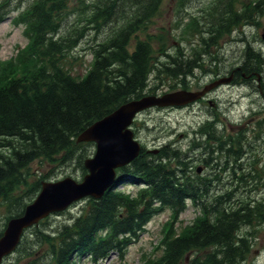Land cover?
Here are the masks:
<instances>
[{
    "label": "trees",
    "instance_id": "trees-1",
    "mask_svg": "<svg viewBox=\"0 0 264 264\" xmlns=\"http://www.w3.org/2000/svg\"><path fill=\"white\" fill-rule=\"evenodd\" d=\"M18 1L0 0V23ZM24 1L29 5L18 20L26 24L30 44L20 57V73L13 64L0 71V198L12 204L11 216L23 212L25 206L15 208L22 196L12 195L28 178L33 161L62 154L67 160L82 145L76 142L77 136L92 122L122 102L147 93L153 68L159 74L165 69L173 77L183 67L178 61L165 68L154 63L150 38L140 37L163 0H96L89 18L96 60L83 79L67 67L68 53L86 34L85 27L67 30L68 0ZM234 17L225 23L237 21ZM225 23L220 22L218 29L225 28ZM157 88L154 85L152 91ZM4 148L7 153L1 152ZM153 156L143 152L126 168L127 179L146 183L135 195L121 190L117 183L102 198L88 199L79 214L60 224L55 234L39 228L31 232L35 231L32 235L40 243L54 242L51 263L46 264H79L77 258L87 255L99 260L114 250L123 256L153 215L166 207L180 213L188 199L198 203L201 198L194 181L183 179L185 161L179 152L163 149ZM39 188L37 183L31 191ZM224 199L227 196L203 204V216L180 235L172 228L165 237V254L147 264H243L251 242L238 231L252 225L254 218L263 219V209L228 208ZM213 246L217 249L206 259L187 260L188 253ZM25 264L44 263L34 259Z\"/></svg>",
    "mask_w": 264,
    "mask_h": 264
},
{
    "label": "rangeland",
    "instance_id": "rangeland-1",
    "mask_svg": "<svg viewBox=\"0 0 264 264\" xmlns=\"http://www.w3.org/2000/svg\"><path fill=\"white\" fill-rule=\"evenodd\" d=\"M94 0H68V26L67 30H72L73 27H85V38L68 53L70 56L67 67L71 72L77 76L82 77L88 70L93 59V47H94V32L91 29V23L89 18L92 14V8L94 6ZM16 7L12 5L11 8ZM211 6V0H189L188 5H181L182 13L179 11V6L176 5V0H165L162 4L161 10L156 16H153L149 21V27L145 29L142 36L149 37L153 41L154 51V63H162L167 56L168 51H182L183 53L193 56L195 52H206V63L205 69L208 71L209 67V56L213 51L212 45L206 47L203 45L202 38H206L204 31L198 35H193V32L199 26L202 28L203 17L206 13L200 12L201 8H208ZM27 7V4H22L21 7L13 11L9 16L6 17L5 21L0 24V66L4 65L9 59H16L19 54L23 52V49L28 43L27 26L22 23L21 20L17 19L20 16V12ZM190 15H188V12ZM264 13V8H263ZM187 14V17L184 16ZM181 15V16H180ZM264 15V14H263ZM198 21V24L197 22ZM260 24L258 26L257 19L253 20L254 33L251 38L256 36V32H262L264 28V16L259 19ZM189 24V25H188ZM188 26V28H187ZM202 30V29H201ZM252 30V28L250 29ZM199 33V32H198ZM70 34V33H66ZM219 39V44H226L228 49L232 52L233 48H236L239 38L237 32H228L223 34ZM241 44H239L240 46ZM181 52V53H182ZM69 59V58H68ZM15 65H19V62L15 61ZM156 73L150 76L149 91L152 92V87L158 86L162 91L176 90L180 87L177 86L175 80H171L170 76L165 75L164 81L162 79H156ZM199 80H195L193 88L200 87L197 83ZM198 123V117L191 114L185 109H173V110H161L158 108L146 110L142 112L136 119L133 130L137 137L140 139L142 144L147 148H153L157 143V137L161 136L160 141L170 140L172 142H178L182 148L188 150V142L193 138V134L190 133L193 127L195 128ZM150 126V127H148ZM185 133L188 135L181 140L180 135ZM191 134V135H190ZM74 156L69 158L67 162L64 161L60 156L56 159H38L34 161L29 169L28 178L24 184L12 195L22 196L24 199H28L33 191L30 189L37 183L43 180H52L64 178L66 176H72L76 179H81L84 175L83 171V160L89 157L87 154V146L76 147ZM95 147L91 149L94 152ZM183 150V151H184ZM7 149H3L2 152H6ZM184 151V152H185ZM88 155V156H87ZM264 180V178L262 179ZM132 180L130 183H121L122 189H126L129 192L136 190L139 184H135ZM134 183V184H133ZM29 192V193H28ZM264 192L261 191L255 194V197L261 199L264 203ZM4 200L0 198V227H3L6 218L10 215L7 206L4 204ZM80 205L77 203L73 206V212L77 211ZM199 215V211L189 203L186 211H184L180 218L176 222L177 232L181 233L185 231L186 227L190 225L196 216ZM69 214L66 211L54 215L48 219L50 224L53 226L67 219ZM171 217V211L165 209V211L152 217L147 225V231L144 232L139 241L132 244L128 248V253L125 259H121L117 254H113L110 258L100 262L90 261L86 257L78 258L82 264H141L145 259H158L163 252L162 239L165 236L164 230L167 225V220ZM249 232V233H248ZM252 234L253 247L251 256L249 258V264L254 261L264 262V221H255V224L246 230L243 229L241 234ZM33 250L37 251V256L42 258L47 252L48 245H33ZM213 252V248L206 250H200L193 254L200 255L201 257L208 256ZM26 255L21 250L13 254L10 259L8 258L6 264H11L17 258L22 259Z\"/></svg>",
    "mask_w": 264,
    "mask_h": 264
},
{
    "label": "flooded vegetation",
    "instance_id": "flooded-vegetation-1",
    "mask_svg": "<svg viewBox=\"0 0 264 264\" xmlns=\"http://www.w3.org/2000/svg\"><path fill=\"white\" fill-rule=\"evenodd\" d=\"M231 14L232 8L229 7L227 15ZM243 37L241 48L227 52L228 49L222 47L220 53L210 59V73L200 76L203 85L217 81H221V85L184 107L198 116L211 114L214 122L219 119L216 128L222 126L224 132L228 128L232 130L224 142H218L213 133H205L204 128L199 131L200 141L196 146L198 172L206 174L213 167L212 179L213 172L221 173L222 179H231L233 172L238 170L232 167L236 164L241 165L243 171H249V166L255 169L254 164L260 166L264 163V149L260 146L262 135L258 132L260 117L264 114V63H256L251 58V48H256L245 32ZM220 93L225 94V98H221ZM251 123L255 124L252 135ZM235 129L236 133L233 132ZM208 143L210 150L206 148ZM224 158L225 162L220 164Z\"/></svg>",
    "mask_w": 264,
    "mask_h": 264
},
{
    "label": "water",
    "instance_id": "water-1",
    "mask_svg": "<svg viewBox=\"0 0 264 264\" xmlns=\"http://www.w3.org/2000/svg\"><path fill=\"white\" fill-rule=\"evenodd\" d=\"M203 92L177 90L162 95H146L122 104L113 113L87 128L79 140L97 142L94 158L86 160L90 173L78 183L68 177L57 182H44L35 201L26 207L25 212L11 219L0 238V262L19 243L23 230L37 223L52 211L66 208L71 202L86 195L101 197L116 178L115 168L134 159L140 145L133 139L128 126L136 113L153 105H180L199 98Z\"/></svg>",
    "mask_w": 264,
    "mask_h": 264
}]
</instances>
